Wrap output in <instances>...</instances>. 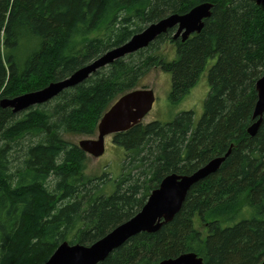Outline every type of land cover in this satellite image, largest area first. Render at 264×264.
I'll list each match as a JSON object with an SVG mask.
<instances>
[{"label": "trees", "instance_id": "1", "mask_svg": "<svg viewBox=\"0 0 264 264\" xmlns=\"http://www.w3.org/2000/svg\"><path fill=\"white\" fill-rule=\"evenodd\" d=\"M204 2L213 4L212 14L185 41L169 29L49 102L20 113L0 106V264H43L64 241L94 243L139 212L167 175L191 174L229 148L172 221L134 235L98 264H159L192 251L205 264L264 260V116L255 135L248 131L264 74V3L0 0V99L42 89L149 24ZM168 40L172 60L158 53ZM157 67L172 74L174 102L207 70L204 112L197 123L185 110L172 121L116 133L126 156L114 192L106 194L108 173L86 176L87 153L63 135L96 133L110 106ZM29 135L38 141L25 143Z\"/></svg>", "mask_w": 264, "mask_h": 264}, {"label": "water", "instance_id": "2", "mask_svg": "<svg viewBox=\"0 0 264 264\" xmlns=\"http://www.w3.org/2000/svg\"><path fill=\"white\" fill-rule=\"evenodd\" d=\"M264 3V0H257ZM213 4L201 3L190 11L170 14L159 21L149 24L141 32L136 33L126 43L115 47L92 62L80 67L69 76L50 82L42 89L26 92L14 97L1 99L2 108H11L13 112L26 111L29 108L44 104L59 96L64 90L83 83L94 72L119 58H123L140 49L146 48L161 34L175 29L174 38L180 36L185 41L191 34L200 32L205 19L212 14ZM258 98L254 108V119L249 127L251 135H255L264 116V74L256 82ZM156 101V94L151 88H136L121 95L103 114L98 123L97 138H83L80 148L87 154L100 157L105 153V138L131 129L141 123L151 111ZM232 148L223 155H218L191 174L171 173L155 188L146 203L129 220L119 224L105 236L90 245L82 243L62 242L49 259L43 264H98L111 251L123 245L127 240L141 232H157L165 223L172 221L180 211L189 190L201 180L219 170ZM159 264H205L203 257L196 252H186L175 258L162 260ZM264 264V260L260 263Z\"/></svg>", "mask_w": 264, "mask_h": 264}, {"label": "rangeland", "instance_id": "3", "mask_svg": "<svg viewBox=\"0 0 264 264\" xmlns=\"http://www.w3.org/2000/svg\"><path fill=\"white\" fill-rule=\"evenodd\" d=\"M95 35L96 34H93L92 36ZM158 53L172 60L176 56V49L174 44L168 40L161 45ZM138 88H151L154 89L156 94V101L153 108L142 121L144 124L154 120H160L162 122L172 121L179 113L185 110L194 111L195 122L197 123L204 112L205 100L210 90L206 70L191 91L180 101L174 102L170 97L172 90V74L158 67L150 70L141 79ZM114 135L115 134H109L106 136V150L103 155L94 157L91 154H87L85 162V174L88 177L96 178L108 173L111 179L104 186V192L106 194L114 192L116 180L122 173V166L126 156L125 149L114 143ZM63 136L70 142L79 144L80 140L83 138H97L98 126L94 134L64 133ZM38 139L37 136L29 135L26 137L25 143H35Z\"/></svg>", "mask_w": 264, "mask_h": 264}, {"label": "bare ground", "instance_id": "4", "mask_svg": "<svg viewBox=\"0 0 264 264\" xmlns=\"http://www.w3.org/2000/svg\"><path fill=\"white\" fill-rule=\"evenodd\" d=\"M3 98H6V97H2L1 99H3ZM1 99H0V101H1ZM11 109V108H10ZM30 109V108H29ZM13 111V110H12ZM20 112H22V111H20ZM20 112H14V113H20Z\"/></svg>", "mask_w": 264, "mask_h": 264}]
</instances>
